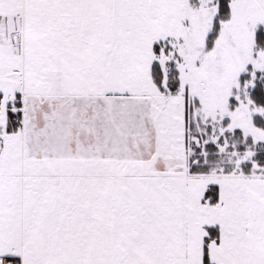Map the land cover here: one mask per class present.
I'll use <instances>...</instances> for the list:
<instances>
[{"label":"snow or ice","instance_id":"6c2138e0","mask_svg":"<svg viewBox=\"0 0 264 264\" xmlns=\"http://www.w3.org/2000/svg\"><path fill=\"white\" fill-rule=\"evenodd\" d=\"M0 264H264V0H0Z\"/></svg>","mask_w":264,"mask_h":264}]
</instances>
